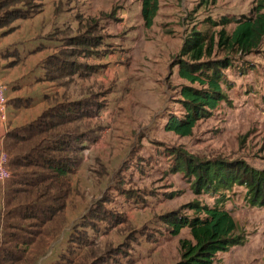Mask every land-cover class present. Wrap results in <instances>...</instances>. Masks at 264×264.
I'll list each match as a JSON object with an SVG mask.
<instances>
[{
  "label": "rangeland",
  "instance_id": "rangeland-1",
  "mask_svg": "<svg viewBox=\"0 0 264 264\" xmlns=\"http://www.w3.org/2000/svg\"><path fill=\"white\" fill-rule=\"evenodd\" d=\"M258 1L159 0V11L148 28L142 16L144 0H43L42 13L0 29V81L6 97H17L15 85L20 98L33 99L31 108H7L12 127L75 100L87 99L97 112L83 125L97 140L87 143L84 161L70 177L68 227L44 264L58 262L74 226L84 224L81 218L100 200L106 208L124 213L125 219L108 236L96 235L92 225H86L87 237L95 244L82 255L104 256L103 264H128L131 259L137 264H175L181 257L180 240L191 239L190 230L174 237L161 216L196 201L209 206L215 202L194 193L192 179L173 171L176 155L239 161L264 171V39L252 54L230 56L227 99L197 124L190 137L165 130L170 115H184L179 91L186 82L178 76L176 61L184 40L194 30L215 35L220 27L213 22L254 17ZM78 36L101 39L89 41L91 53L78 54L83 46L67 44ZM74 50L75 56H69ZM55 55L97 70L80 82V72L41 81L52 75L45 61ZM224 56L221 51L216 55ZM4 64L10 67L3 68ZM228 196L225 207L246 241L220 254L216 264H264V208L250 205L244 187L236 186ZM75 250L70 246L66 258Z\"/></svg>",
  "mask_w": 264,
  "mask_h": 264
},
{
  "label": "trees",
  "instance_id": "trees-1",
  "mask_svg": "<svg viewBox=\"0 0 264 264\" xmlns=\"http://www.w3.org/2000/svg\"><path fill=\"white\" fill-rule=\"evenodd\" d=\"M42 6L43 0H0V29L18 20L34 18L43 12ZM37 8L40 10L36 11ZM158 11L159 0H144L142 16L148 28L153 26ZM213 24L220 27L215 35L194 30L184 40L176 59L178 76L186 82L179 91L184 115H170L165 130L180 137H190L197 124L208 119L227 99L224 86L229 81L225 71L233 67L230 56L249 55L260 47L264 39V0L258 1L254 17L226 18ZM229 26L234 27L232 32L227 30ZM99 39L101 36H78L69 38L67 44L83 46L78 54L91 53L89 41ZM75 51L69 56H75ZM220 51L225 56L217 58ZM45 66L52 74L47 75L48 80L64 75L58 73L69 76L80 72L79 77H85L97 70L96 66L63 60L57 55L48 58ZM15 103L18 108H29L33 101ZM92 108L87 99L54 105L35 121L7 133L3 150L9 156L11 177L2 189L0 264H39L65 232L70 177L84 161L87 143L97 140L93 133L83 128L97 113ZM172 169L192 179L194 193L215 201L213 206L196 201L161 216L166 230L174 237L186 228L190 230L191 239L180 240L181 257L175 264H216L220 254L246 241L232 212L225 207L228 194L236 186L244 187L250 205L264 208V171L239 161H201L185 154L176 155ZM89 209L81 218L84 224L74 226L67 248L57 263H61L60 259L65 260L63 264L105 263L104 256L91 259L82 255L83 249L95 244L87 237L89 228L86 225H92L91 231L96 235H107L124 222V213L106 208V202L101 200ZM185 210L194 214H183ZM101 224L105 226L101 228ZM70 246L77 250L66 258Z\"/></svg>",
  "mask_w": 264,
  "mask_h": 264
},
{
  "label": "crops",
  "instance_id": "crops-1",
  "mask_svg": "<svg viewBox=\"0 0 264 264\" xmlns=\"http://www.w3.org/2000/svg\"><path fill=\"white\" fill-rule=\"evenodd\" d=\"M115 54V53H114ZM107 54H106V52L103 54V56L102 57H104V56H106ZM3 56H5L3 53L1 54V58L2 59H6V57H3ZM7 56V55H6ZM90 61H93L94 62V60L93 59H91ZM5 67H10V65L9 66H5V64L3 65V68H5ZM107 70H108V68H106ZM84 78H87V76H85V77H79V82L80 81H82V80H84ZM46 80H48L47 78L46 79H41V81H44V82H47ZM72 80V79H71ZM13 89L15 90V94H17V97H15V98H10V97H7L8 98V106H7V108H13V109H15V110H21V109H28V108H18V106L16 105V103H15V101H20V100H28V99H31L32 101H33V99L32 98H20V96H19V92L18 91H16L17 90V87L14 85L13 86ZM18 104V103H17ZM33 105V104H32ZM32 107V106H31ZM31 107H29V108H31ZM15 118H17V116H15ZM12 124H13V120L12 119H10V118H8L7 117V114H6V119H3L2 118V115H1V113H0V152L3 150V142H4V139H5V137H6V135H7V133L10 131V130H12V129H15V128H20V127H23V126H19V127H12ZM27 125V124H26ZM25 126V125H24ZM3 186H4V184H0V218H1V208H2V204H3V191H2V189H3ZM67 215V214H66ZM68 219V218H67ZM68 223H69V221H68ZM67 227H68V225H67ZM67 229V228H66ZM70 234H71V232H70ZM109 234H107V235H103V236H108ZM62 237V236H61ZM61 241V238L57 241V242H55L53 245H55L56 243H59ZM68 242V241H67ZM67 242H66V247H67ZM65 250H66V248L64 247V249L62 250V252H61V254L63 253V252H65ZM60 254V255H61ZM59 255V256H60ZM47 258V256L45 257V258H43L40 262H39V264H44V260ZM139 261V260H138ZM111 264H113V263H111ZM116 264V263H115ZM118 264H120V263H118ZM124 264V263H123ZM128 264H137V260H134L133 259V261H131V262H129Z\"/></svg>",
  "mask_w": 264,
  "mask_h": 264
},
{
  "label": "built area",
  "instance_id": "built-area-1",
  "mask_svg": "<svg viewBox=\"0 0 264 264\" xmlns=\"http://www.w3.org/2000/svg\"><path fill=\"white\" fill-rule=\"evenodd\" d=\"M8 106V98L6 97V87L0 81V113L3 119H6V111ZM9 157L5 151L0 152V184H5L11 177L8 168Z\"/></svg>",
  "mask_w": 264,
  "mask_h": 264
}]
</instances>
